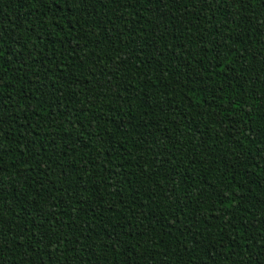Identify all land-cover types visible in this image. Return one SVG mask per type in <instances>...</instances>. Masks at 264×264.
Returning <instances> with one entry per match:
<instances>
[{"label": "trees", "instance_id": "obj_1", "mask_svg": "<svg viewBox=\"0 0 264 264\" xmlns=\"http://www.w3.org/2000/svg\"><path fill=\"white\" fill-rule=\"evenodd\" d=\"M0 264H264V0H0Z\"/></svg>", "mask_w": 264, "mask_h": 264}]
</instances>
